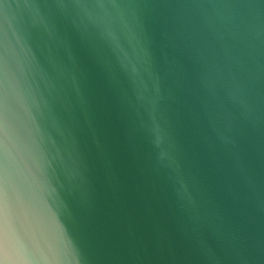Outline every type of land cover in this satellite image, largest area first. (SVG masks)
Returning <instances> with one entry per match:
<instances>
[{"label": "water", "instance_id": "obj_1", "mask_svg": "<svg viewBox=\"0 0 264 264\" xmlns=\"http://www.w3.org/2000/svg\"><path fill=\"white\" fill-rule=\"evenodd\" d=\"M0 264H264V0H0Z\"/></svg>", "mask_w": 264, "mask_h": 264}]
</instances>
